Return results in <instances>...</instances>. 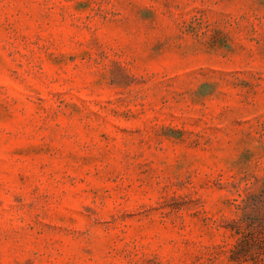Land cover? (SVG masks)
<instances>
[{
    "label": "rangeland",
    "instance_id": "374dc122",
    "mask_svg": "<svg viewBox=\"0 0 264 264\" xmlns=\"http://www.w3.org/2000/svg\"><path fill=\"white\" fill-rule=\"evenodd\" d=\"M0 264H264V0H0Z\"/></svg>",
    "mask_w": 264,
    "mask_h": 264
}]
</instances>
